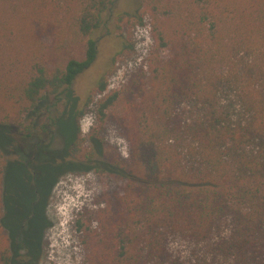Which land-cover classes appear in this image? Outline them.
I'll return each instance as SVG.
<instances>
[{
    "label": "trees",
    "instance_id": "16d2710c",
    "mask_svg": "<svg viewBox=\"0 0 264 264\" xmlns=\"http://www.w3.org/2000/svg\"><path fill=\"white\" fill-rule=\"evenodd\" d=\"M116 1L0 0V264L24 248L2 224L9 170L54 153L124 182L101 264H264V0H133L150 18L147 84L136 71L97 105L101 122L117 102L134 114L129 159L96 133L83 146L82 110H66ZM16 138L35 159H4ZM55 139L62 151L43 153Z\"/></svg>",
    "mask_w": 264,
    "mask_h": 264
},
{
    "label": "rangeland",
    "instance_id": "374dc122",
    "mask_svg": "<svg viewBox=\"0 0 264 264\" xmlns=\"http://www.w3.org/2000/svg\"><path fill=\"white\" fill-rule=\"evenodd\" d=\"M92 36L98 40L96 58L75 78L71 86L74 101L69 102L66 110L69 111L72 104L74 112L82 110L77 124L83 146H89V137L96 133L103 139L105 150L121 159H129L135 116L117 102L107 109L101 122L97 105L103 97L100 98L97 85L104 76L105 89L112 83L113 86L119 84V90L140 70L144 75L141 85L147 84L146 58L152 46L150 18L137 2L117 0L112 9L104 13V24ZM15 140L17 145L12 143L5 160L21 159L22 154L30 160L35 159L37 142ZM54 149L62 151L58 139L41 151L47 154ZM73 159L76 160L73 155L61 158L57 153L50 158L39 157L30 166V174L13 167L7 179L4 178L7 180L8 215L2 219V224L5 225V220L14 228L23 216L29 219L30 224L22 233L25 241L32 240L31 256L35 264H101L103 259L111 216L119 210L124 182L115 174L94 169H67L66 163ZM49 166L55 170L45 177L43 173L50 170ZM60 170L65 171L56 178L54 173ZM171 245L179 254L187 255L189 251L185 242L172 241Z\"/></svg>",
    "mask_w": 264,
    "mask_h": 264
},
{
    "label": "flooded vegetation",
    "instance_id": "af4514ba",
    "mask_svg": "<svg viewBox=\"0 0 264 264\" xmlns=\"http://www.w3.org/2000/svg\"><path fill=\"white\" fill-rule=\"evenodd\" d=\"M6 218H7V216H6ZM29 224H30V221L25 216H23V218L20 221H18L19 229H21V231H20L21 239L23 240L21 243H23L24 248L23 247H20L19 248V251H17V252L15 251L16 253L13 251L14 252V255L16 254V256L14 257L15 258L14 264H35V260L31 256V243H32V240L30 238H28L25 241L24 238H23V233H22V231L27 226H29ZM33 230L35 231V228H33ZM22 256H23V258H22Z\"/></svg>",
    "mask_w": 264,
    "mask_h": 264
},
{
    "label": "built area",
    "instance_id": "2783aa9c",
    "mask_svg": "<svg viewBox=\"0 0 264 264\" xmlns=\"http://www.w3.org/2000/svg\"><path fill=\"white\" fill-rule=\"evenodd\" d=\"M146 67H147V64H146ZM145 67V68H146ZM124 82V81H123ZM122 82V83H123ZM119 85V84H118ZM118 85L117 86H113V84L112 83H110L107 87H106V89H104L103 91H101V94H99V96H100V98L101 97H104L107 93H109L110 91H113V90H117L119 87H118Z\"/></svg>",
    "mask_w": 264,
    "mask_h": 264
}]
</instances>
